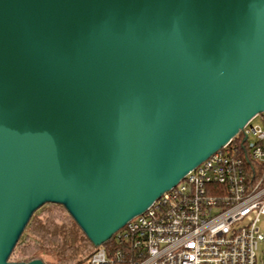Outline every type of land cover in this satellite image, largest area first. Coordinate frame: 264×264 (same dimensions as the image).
I'll list each match as a JSON object with an SVG mask.
<instances>
[{"label": "water", "instance_id": "water-1", "mask_svg": "<svg viewBox=\"0 0 264 264\" xmlns=\"http://www.w3.org/2000/svg\"><path fill=\"white\" fill-rule=\"evenodd\" d=\"M264 111V0H0V264L62 205L99 246Z\"/></svg>", "mask_w": 264, "mask_h": 264}, {"label": "built area", "instance_id": "built-area-1", "mask_svg": "<svg viewBox=\"0 0 264 264\" xmlns=\"http://www.w3.org/2000/svg\"><path fill=\"white\" fill-rule=\"evenodd\" d=\"M262 216L264 111L78 264H257Z\"/></svg>", "mask_w": 264, "mask_h": 264}, {"label": "trees", "instance_id": "trees-1", "mask_svg": "<svg viewBox=\"0 0 264 264\" xmlns=\"http://www.w3.org/2000/svg\"><path fill=\"white\" fill-rule=\"evenodd\" d=\"M115 244L108 240L103 246L112 249ZM15 247L20 249L22 261L39 258L46 264H78L97 248L65 208L55 203H45L33 212Z\"/></svg>", "mask_w": 264, "mask_h": 264}, {"label": "rangeland", "instance_id": "rangeland-1", "mask_svg": "<svg viewBox=\"0 0 264 264\" xmlns=\"http://www.w3.org/2000/svg\"><path fill=\"white\" fill-rule=\"evenodd\" d=\"M253 124H255V125L262 124L259 116H256L253 119ZM259 228H260V231L262 232V234H264V216H262L260 221H259ZM262 253H264V241L259 242V245H258V249H257L258 261H257V264H262V261L260 260V257L262 255H264ZM43 257H45L46 259L52 258L51 256H47V255L46 256L44 255ZM21 258H22V254H21L20 249L18 247H15L13 250V253L9 257V260H11V261H22Z\"/></svg>", "mask_w": 264, "mask_h": 264}]
</instances>
